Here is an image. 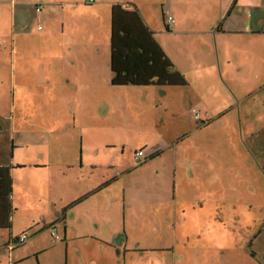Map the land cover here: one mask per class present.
<instances>
[{"label":"rangeland","instance_id":"1","mask_svg":"<svg viewBox=\"0 0 264 264\" xmlns=\"http://www.w3.org/2000/svg\"><path fill=\"white\" fill-rule=\"evenodd\" d=\"M22 1L24 18H35L38 15L35 4ZM155 1L146 6V13L153 14L156 25L163 26L162 32L155 35L165 46L172 42L173 36L166 30L160 4ZM187 1L197 4L200 0ZM16 2L19 9L20 0H0V116L4 123L8 119L11 124L13 163L24 164L13 177L21 206L16 231L19 232L26 219L25 210L32 211L33 204L47 216L56 210L48 195L51 197L53 187L50 182L56 181L61 173L55 172L53 177L27 166L59 164L64 160L78 165L86 138L81 133L88 126L92 137L86 140L89 146L85 149H101V152L87 156L85 150L84 160L99 164L100 168L92 174L89 170L83 177L79 172L66 170V179L81 187L90 178L104 179L103 174L114 176L125 187L128 196L125 216L120 217L119 223L127 227L132 247L138 248L127 254L125 264H264V154H253L248 143L250 135L264 125V102L254 91L264 74L256 81L254 70L241 75L232 64L233 75L226 74L225 83L218 84L212 76L205 75L198 85L194 84L196 88L190 86L187 92L193 95V103L184 96L185 86H169L164 93L153 86L151 90L143 86H119L115 88L118 91L115 100L105 93L109 107L100 102L104 93L92 92L91 115L84 113L74 119L73 108L63 104L57 110L51 96L38 94L32 103L27 101L26 92L24 101L19 72L17 84H11L12 65L6 41L12 33ZM204 3L203 11H196L197 6L189 11H175L183 28L210 26L215 13L213 0ZM41 15L45 16L44 24L49 29L58 22L51 8ZM39 131L53 132L54 137L39 139ZM3 136L0 130V151L5 150L7 157L9 144L7 147ZM54 149L62 156L54 155ZM139 149H149L147 154L158 149L164 152L160 157H147L137 163L135 154ZM26 185L33 187L36 194L33 199L24 196ZM97 190L100 188L89 198L99 195L101 190ZM166 197L173 200L160 202ZM89 202H92L88 213L92 224L104 233L100 228L103 223L97 222L94 212L95 200ZM106 219L111 221L110 217ZM93 225L81 226L92 228ZM149 229H153L150 235ZM49 230L43 233L52 239ZM120 234L113 238L118 241ZM8 239L9 230L0 229V243ZM121 260H125L122 255Z\"/></svg>","mask_w":264,"mask_h":264},{"label":"crops","instance_id":"2","mask_svg":"<svg viewBox=\"0 0 264 264\" xmlns=\"http://www.w3.org/2000/svg\"><path fill=\"white\" fill-rule=\"evenodd\" d=\"M152 1L96 0L90 4L86 0H28V3L35 4L36 15L38 13L30 20L24 18L25 2L20 0L19 9L16 2L13 10L12 33L10 40L6 41L10 50V65H12L11 84H17L16 77L19 72L18 83L21 86V96L24 101L26 92L28 93L27 101L32 103L35 102L34 97L38 94L51 96L50 101L57 110L63 108V104L73 108L74 119L78 115L84 116V113L91 115L90 94L92 92L104 93L100 95L102 97L100 102L109 107L110 101L105 97V93H110L115 100V94L118 92L115 88L119 87L111 82L113 77L112 8L115 4H122L129 9L136 7L139 10L144 22L154 32L155 39L170 57L175 68L185 75L188 84L184 87V96L185 98L187 96L189 103H193L191 100L193 95L187 94L190 86L198 85L205 75L212 76L218 84L221 81L225 83L226 74L233 75L232 64L235 65L234 70L238 74L244 75L248 70H254L256 81L262 78L264 74V0H213L215 13L210 26L203 28L198 25L189 29L183 28L181 18L175 14V11H189L194 6H197L196 11H203L204 0H200L197 4L188 3L187 0H157L155 2L160 4L164 26L167 25L166 13H170L176 19L170 29L166 27L173 36V40L165 46L155 35L162 32L163 26L160 28V25H156L158 22H155L153 14L150 16L149 11L148 14L146 13V6ZM38 4L44 5L41 11L36 9ZM176 6L178 8H175ZM47 8H51L58 18V22H54L51 29L44 24L45 16H40V13ZM259 83L254 91L262 97L264 102L262 94L264 79ZM152 86L163 93L169 87L156 85L143 87L151 90ZM213 91H216L215 86ZM6 122L9 120L7 119ZM263 128L264 125L253 133ZM83 129L81 135H86V138L85 143L82 144V156L78 165L64 160L59 164L48 162L27 166L40 170L37 173L44 172L53 177L57 173L61 174L56 176V181L50 182L53 187L51 197L48 195L51 204L54 202L56 210L47 216L43 211H39V206L36 204H33L32 211L24 209L27 213L26 219L24 223H21L19 232L16 231L15 222L21 206L15 189V178H13L12 200L16 211L12 216L13 226L9 230V239L0 243V264H125L127 254L138 249L130 244L127 227L119 223L120 217L125 216L124 204L128 197L125 187L119 185V179L102 174L104 179L90 178L89 182L81 187H77L73 181L66 179V170L79 172L83 177L89 170V174H92L100 168L99 164L92 161L85 163L86 151L87 156L98 155L101 149H85L89 146L86 140H90L92 134L88 126ZM9 132L11 151L14 156L15 146L11 136L10 122ZM38 133L41 134L38 136L39 139L51 140L54 137L53 132L39 131ZM139 150L145 151L144 158H149L158 151L160 154L157 156L160 157L164 152L163 149H158L147 154L149 149ZM52 152L56 156H62L55 149ZM12 159L13 157L10 164L14 167L11 168V174L14 177L16 169L23 167L24 164L16 165ZM101 167L102 171L103 166ZM28 174L31 175V173ZM103 184L106 185L102 187ZM100 186L102 188H100L101 192H98L99 195L89 198ZM23 192L27 199H33L36 196L31 185L24 186ZM18 193L22 194L21 190H18ZM82 196H84L83 199L76 203ZM92 199L95 200L94 212L97 222L103 223L100 228L104 229V233L103 230L94 227L92 217L88 214L92 203L89 201ZM168 199L173 200L166 197L160 202L168 203ZM39 201L42 203L41 198ZM150 204H153V201H150ZM164 211L167 215V209ZM108 217L111 221L106 219ZM83 224H90L93 227L85 228L81 226ZM147 227L149 226L146 223L145 228ZM48 228L51 229L49 231L52 239L43 233ZM152 230H147V234L150 235ZM111 231L113 233L110 236ZM25 232L28 235L25 243L13 246L14 241ZM52 232L60 238L54 237ZM118 233L122 234L117 241L113 235ZM137 244L141 243L137 242ZM121 255L125 259L124 262L121 260Z\"/></svg>","mask_w":264,"mask_h":264},{"label":"trees","instance_id":"3","mask_svg":"<svg viewBox=\"0 0 264 264\" xmlns=\"http://www.w3.org/2000/svg\"><path fill=\"white\" fill-rule=\"evenodd\" d=\"M166 27L170 29L168 25ZM111 67L113 71L111 82L114 86H185L188 84L185 75L175 68L136 7L129 9L122 4L113 5ZM2 120L3 118L0 117V124L3 126L0 130L4 132L2 139L7 143V147L9 144V151L7 157H4L5 150L0 151V229L11 230L12 216L16 211L12 200L14 181L11 168L14 166L10 164L13 152L9 122L4 123ZM248 143L253 154L257 156L264 154V128L250 135ZM159 154L160 152H155L149 158ZM101 186L99 188H102ZM23 243L25 242L19 243L18 238L14 241V246ZM250 244L252 246L253 242ZM251 254L255 256L256 253L252 250Z\"/></svg>","mask_w":264,"mask_h":264},{"label":"built area","instance_id":"4","mask_svg":"<svg viewBox=\"0 0 264 264\" xmlns=\"http://www.w3.org/2000/svg\"><path fill=\"white\" fill-rule=\"evenodd\" d=\"M86 1H87V3L91 4V3H94L96 0H86ZM43 6H44L43 4H38L36 6L37 11H41ZM175 21H176V19L174 18L173 15H171L170 13H166V22H167V25L169 27H172V25L175 23ZM40 28H42V26H40ZM194 112H196V114H195L196 117L200 116V114L195 109H194ZM144 156H145V151L144 150H139L138 152H136V154H135L136 162L137 163L142 162L144 160ZM52 234L56 238H60L59 235H57L55 232H52ZM27 239H28V235L25 233V234H23V235H21L19 237V243L20 242H25ZM13 246H14V244H13Z\"/></svg>","mask_w":264,"mask_h":264}]
</instances>
